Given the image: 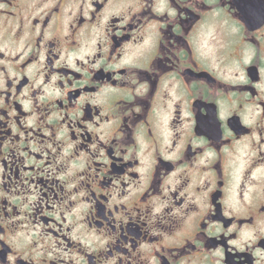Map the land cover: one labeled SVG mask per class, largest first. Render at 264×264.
<instances>
[{
	"label": "flooded vegetation",
	"instance_id": "flooded-vegetation-1",
	"mask_svg": "<svg viewBox=\"0 0 264 264\" xmlns=\"http://www.w3.org/2000/svg\"><path fill=\"white\" fill-rule=\"evenodd\" d=\"M0 264H264V0H0Z\"/></svg>",
	"mask_w": 264,
	"mask_h": 264
}]
</instances>
